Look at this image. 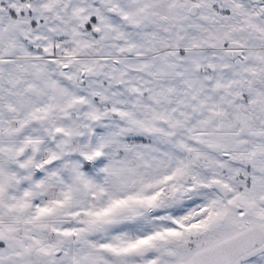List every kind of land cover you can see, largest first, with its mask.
Instances as JSON below:
<instances>
[{"label": "snow or ice", "instance_id": "6c2138e0", "mask_svg": "<svg viewBox=\"0 0 264 264\" xmlns=\"http://www.w3.org/2000/svg\"><path fill=\"white\" fill-rule=\"evenodd\" d=\"M0 264H264V0H0Z\"/></svg>", "mask_w": 264, "mask_h": 264}]
</instances>
